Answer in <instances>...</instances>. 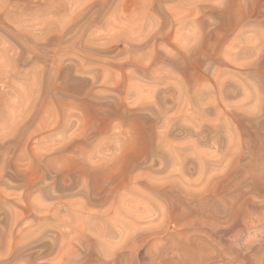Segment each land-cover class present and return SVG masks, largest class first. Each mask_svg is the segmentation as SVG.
<instances>
[{
  "label": "rangeland",
  "instance_id": "374dc122",
  "mask_svg": "<svg viewBox=\"0 0 264 264\" xmlns=\"http://www.w3.org/2000/svg\"><path fill=\"white\" fill-rule=\"evenodd\" d=\"M0 264H264V0H0Z\"/></svg>",
  "mask_w": 264,
  "mask_h": 264
}]
</instances>
